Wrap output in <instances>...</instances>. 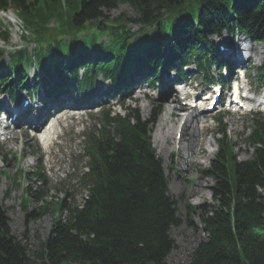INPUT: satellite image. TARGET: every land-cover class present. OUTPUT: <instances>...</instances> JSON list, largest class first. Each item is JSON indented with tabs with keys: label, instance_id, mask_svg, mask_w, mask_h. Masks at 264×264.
<instances>
[{
	"label": "trees",
	"instance_id": "obj_1",
	"mask_svg": "<svg viewBox=\"0 0 264 264\" xmlns=\"http://www.w3.org/2000/svg\"><path fill=\"white\" fill-rule=\"evenodd\" d=\"M120 4L131 6L135 17L111 18L108 12ZM10 7L29 33L23 38L37 44L33 53H11L10 63L0 60V87L14 98L17 91L37 89L29 86L22 69L34 60L43 68L42 84L53 89L71 78L78 85L72 71L80 66L87 67L85 83L98 71L121 79L130 65L138 66L141 52L148 53L141 67L149 69L153 80L160 70L183 72L192 61L210 78L212 67L223 66L211 38L228 32L264 39V0H0V8ZM128 22L141 24L144 35L130 34ZM168 27L172 34L165 44ZM103 37L108 42L100 41ZM2 53L0 49V59ZM91 56L96 64L88 61ZM161 110L158 106L147 121L137 112L107 118L99 135L90 134L89 164L79 179L86 194L81 204L69 191L55 202L58 215L49 236L32 252L33 259L27 244L13 235L7 210L0 206V264H166L175 248L170 231L182 222L150 136ZM248 141L251 157L238 161L235 146L225 136L219 140L207 169L216 178L215 203L209 210L198 207L205 209L201 223L207 236L187 264H264V116L254 121ZM22 173L14 178L15 185ZM31 176L37 186L27 190L22 208L34 201L44 212L49 209L46 178L40 170Z\"/></svg>",
	"mask_w": 264,
	"mask_h": 264
},
{
	"label": "rangeland",
	"instance_id": "obj_2",
	"mask_svg": "<svg viewBox=\"0 0 264 264\" xmlns=\"http://www.w3.org/2000/svg\"><path fill=\"white\" fill-rule=\"evenodd\" d=\"M10 10L11 21L0 15V34L4 33L9 39L4 42L0 39V47H5L6 52L15 51L23 47H27L30 51L35 47L34 43L21 39L23 29L17 13ZM111 18L124 16L126 19L134 18L135 12L131 6L120 4L116 9L108 12ZM127 27L131 33H137L139 37L143 34L140 32L141 24L136 22L128 23ZM1 36V35H0ZM103 40H106L104 38ZM213 42L219 45L234 46L235 48L244 47L245 55L250 61H246L244 67H249V75L251 78L258 74L257 69L264 63V45L251 42L249 39L237 36L232 42V37L225 33L220 38H214ZM239 50L236 51V54ZM227 55V54H226ZM234 55V54H233ZM232 55V56H233ZM8 59V53L2 57ZM186 74L189 77L188 83L192 88L202 89L203 83L198 76V67L195 62L189 64L186 68ZM217 77V74H215ZM148 94H157L160 89H156V93L149 87H142ZM141 90L137 89L136 92ZM174 91V95H175ZM134 100L129 101L130 108L138 109L142 118L148 119L153 113L156 106L164 104V113L159 117L158 122L152 127V141L157 151V155L163 162L165 174L169 179V189L171 195L177 200L178 216L181 225L171 229L170 234L175 241V248L165 260L166 264H187L191 254L200 241L206 238L207 234L202 231L201 216L204 214V208H198L205 205L209 210L215 203L212 197V187L216 184V178L207 173L211 161L218 150L217 139L220 137L218 133L219 127L226 132L228 139L235 145V155L238 161H243L251 157L252 147L247 141L250 127L252 126V118L247 115H228L224 116L222 124H218L216 118L218 115L211 114L204 117L203 120H197L195 123L189 121L185 126L184 135L177 147L174 136L179 126V120L183 118L177 113L171 116L169 110L166 111V104L161 101L140 94L134 95ZM123 112L119 108L115 109ZM98 116L88 118L84 117L83 122L73 129L70 133H66L61 138V144H55L52 147L51 155L43 154L44 159L42 166L45 168L48 189V210L40 211V204L32 202L28 209L21 206L24 190L33 189L37 186L35 178L29 173L37 166H41L38 157L35 156L36 147L35 140L22 133L18 135L15 142H8L0 145V172L6 170L7 175H2L0 183V206L7 210L10 218V226L13 235H15L23 244L28 246V254L30 258H34L32 252L38 250L41 243L46 240L50 234V230L55 220L54 202L61 199L65 195V189L71 187L74 189L76 200L81 203L82 189L78 186V182L74 179L77 177L78 170L85 163L82 162L79 154L83 150V140L80 139L79 132L84 127L89 128L97 120ZM167 118V119H166ZM203 121V122H202ZM192 122V124L190 123ZM198 122L208 125L207 130L199 129L196 135L195 125ZM173 127V135L167 144L165 139L157 142V135L166 132L169 127ZM79 129V130H76ZM185 143L187 145L185 146ZM62 146V147H61ZM170 148V149H169ZM168 151V152H167ZM3 157V158H2ZM2 159V160H1ZM42 162V161H41ZM20 170L24 171V175L18 178V185L14 183V177ZM15 174V175H14ZM77 182V183H76ZM196 206V209L190 211V208ZM36 215L35 220H28V216ZM63 217L67 218V213H63ZM26 236L24 237V234Z\"/></svg>",
	"mask_w": 264,
	"mask_h": 264
},
{
	"label": "bare ground",
	"instance_id": "obj_3",
	"mask_svg": "<svg viewBox=\"0 0 264 264\" xmlns=\"http://www.w3.org/2000/svg\"><path fill=\"white\" fill-rule=\"evenodd\" d=\"M245 48L244 47H241V48H239L238 50V53L236 54V52H235V58H236V60H237V63L238 64H240V65H242L243 64V57H242V55L240 56V54H241V52L244 50ZM250 56V55H249ZM249 56L245 59V60H249ZM144 93V95H146V92H143ZM258 100H260V98H258ZM256 105H258V106H263V103H257ZM22 106H14V107H12L11 108V112L12 113H20L21 111H22ZM179 107L177 106V105H173L171 108H169V113H170V115L171 116H174L176 113H177V115L178 116H180L182 113L181 112H179ZM177 110V111H176ZM197 112L195 111V112H191L190 113V116L186 119L185 117H183V118H181V120H179V125H181L182 124V121L183 120H185L184 121V127H183V130H182V136L184 135V128H185V126L187 125V123L189 122V121H193V123H195L197 120H201V119H198L197 118ZM183 116V115H182ZM167 119V118H166ZM203 122V121H202ZM191 124H192V122H190ZM204 125H205V123H201V122H198V124H196L195 125V129H196V135L198 136V133H199V129H200V127H204ZM38 126V125H37ZM205 130V129H204ZM51 131V127H49L48 129H46L45 131H44V134H45V136H47V134H49V132ZM206 131V130H205ZM21 132H22V130H21ZM173 133V127L171 126V127H169L168 129H167V131L166 132H161V133H159L158 135H157V142H161L163 139H165V141L167 142V144H168V142H169V140H170V137L173 135L172 134ZM176 134H177V132L175 133V136H174V142L176 141ZM18 135H19V132H18V130L17 131H13V132H11V136H10V139L11 140H13V141H15L16 140V138H18ZM42 138H43V136H41ZM8 137H6V139H7ZM187 145V143H185V146ZM170 149V148H169ZM168 152V151H167Z\"/></svg>",
	"mask_w": 264,
	"mask_h": 264
}]
</instances>
